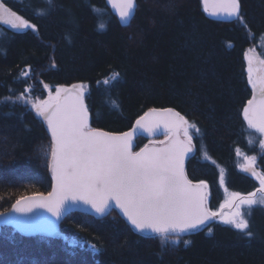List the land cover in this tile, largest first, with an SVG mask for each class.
I'll list each match as a JSON object with an SVG mask.
<instances>
[{"label": "trees", "instance_id": "trees-1", "mask_svg": "<svg viewBox=\"0 0 264 264\" xmlns=\"http://www.w3.org/2000/svg\"><path fill=\"white\" fill-rule=\"evenodd\" d=\"M2 1L36 30L0 22V213L52 188L51 138L19 98L46 86L85 84L90 126L111 132L150 108L179 112L199 129L189 130L195 150L186 172L209 184L212 211L225 199L221 175L241 195L260 187L239 168L237 150L258 154L264 174L262 136L242 111L252 94L245 53L264 35V0H239L241 17L226 19L211 16L204 0H137L128 26L106 0ZM149 140L138 137L136 150ZM247 219L251 237L217 218L165 238L137 231L115 210L103 218L75 211L58 238L0 227V264H264V205L248 209Z\"/></svg>", "mask_w": 264, "mask_h": 264}, {"label": "snow or ice", "instance_id": "snow-or-ice-1", "mask_svg": "<svg viewBox=\"0 0 264 264\" xmlns=\"http://www.w3.org/2000/svg\"><path fill=\"white\" fill-rule=\"evenodd\" d=\"M109 2L125 20L136 7V0ZM204 5L207 10L209 0H204ZM211 7L216 10L213 14L223 12L241 17L239 0H213ZM0 22L13 29L36 30V25L3 3H0ZM247 71L253 95L243 107V118L250 129L264 137V74L253 78L251 60ZM86 89L83 83L61 86L55 89L54 95L49 90L48 99L32 104L51 130V166L56 187L47 196L38 193L21 197L14 205L16 212L30 213L34 208H45L59 217L65 203L71 199L83 201L103 214L111 202H115L137 230L159 233L165 238L169 233L198 229L217 217L252 236L251 231H246L249 221L241 206L251 209L253 205H264V174L256 172L255 156L246 158L248 163L244 170L259 180L256 192L246 196L239 192L228 193L220 210L211 211L206 202L207 185L193 184L184 169L185 157L192 150L189 130L199 132L196 125L174 109L152 108L136 121L132 131L113 134L92 128L85 103ZM161 127L168 133V142L160 141L163 147L145 145L133 151V136L138 129L154 134ZM260 146L264 148V139ZM220 181L224 182L223 175ZM226 207L227 213L223 211ZM208 232H212L211 227Z\"/></svg>", "mask_w": 264, "mask_h": 264}, {"label": "water", "instance_id": "water-1", "mask_svg": "<svg viewBox=\"0 0 264 264\" xmlns=\"http://www.w3.org/2000/svg\"><path fill=\"white\" fill-rule=\"evenodd\" d=\"M106 2H107V5L112 10V12L117 16V18L119 19V21H120V23L122 25L128 26L131 23L134 15L136 13V10H137V5H138L137 4V0H136V7L133 9L130 17L128 19H126V20L120 18L118 11L111 6V3L109 2V0H106ZM212 2H213V0H209V6L207 8V11L209 12V14L211 16H213L215 18H220V19H226V18H230L231 17V16H229V15L223 13V12H219L218 14H213L214 11H216V10H214L211 7ZM150 109H152V108H150ZM150 109H148L146 112H148ZM156 109H167V108H156ZM144 114H142L141 116H143ZM89 116H90V114H89ZM140 117H138L135 120V122L133 123V125L129 129H127L126 131H123V132H111V131H107L105 129L98 128V127H92V128L100 129L102 131L113 133V134H121V133H124V132L132 131L134 128H136V121ZM41 118L45 122L46 129H47L48 134H49V136L51 138V130L48 127V123L43 117H41ZM89 123H90V119H89ZM163 133H167V130L164 129L163 127H161L160 129L156 130V132L154 134L153 133H149V132L144 131V130H141V129H138L136 131V133L134 134V136H133V151H139L145 145H149L150 147H152V146L163 147L164 144H161L160 142H152V143H147V144L143 145L141 148L136 150V139L138 137L144 136V137H147V138H151V137L163 134ZM181 138L183 139V137H181ZM51 141H52V138H51ZM167 142H168V138L164 141V143L166 144ZM52 146H53V142H52ZM191 148H192V150L186 155L185 160H184V169H185V174L186 175H187V172H186L187 161L191 157V155L194 153V150H195V143H194L193 139H192ZM51 164H52V161H51V156H50V173H51V176H52L53 183H52L51 190L49 192L43 193L45 196H47L49 193H51L54 190V188L56 187V180H55L54 175H53ZM187 177H188V175H187ZM188 179L191 180L189 177H188ZM191 181H192L193 184L201 183V182H195L193 180H191ZM203 183H205L207 185V189L205 190L207 192V201L206 202H207V205L209 207L208 199H209V196H210V186L205 181H203ZM35 194H38V193L28 194V195H25L23 197L34 196ZM16 201L12 204L10 209L0 213V227H2V226H12V227L16 228L19 231V233H21L24 236L44 235V236H48V237H51V238H58V237H60V224H61V222L66 218V216L68 214H70L72 212H75V211L87 213V214L95 216L97 218H103V217L109 215L113 210H115L116 212H118V214L120 216H122L124 218V220L129 225H131L133 228H135L130 223V221L128 220L127 216L124 215L123 210L120 209L117 205H115V202H111L109 208L103 214H100V213H97L95 211V209H93L91 207V205L85 204L83 201H73V200L70 199V200H68L65 203L64 208H63L60 216L57 217V216L53 215L51 212H48L47 209H45V208H34L33 211L30 212V213H18V212L15 211V208H14V205L16 204ZM209 209L211 210L210 207H209ZM217 218H219V217H217ZM217 218H215V219H217ZM215 219H212V220L208 221V223L205 224V225H201L200 228H202V227H204L206 225H209ZM200 228H198V229H200ZM198 229H195V230H198ZM195 230H191V231H195ZM137 231H139V230H137ZM139 232H141V231H139ZM141 233L147 234V235H158L159 234V233H154V232H151V231H145V232H141Z\"/></svg>", "mask_w": 264, "mask_h": 264}, {"label": "rangeland", "instance_id": "rangeland-1", "mask_svg": "<svg viewBox=\"0 0 264 264\" xmlns=\"http://www.w3.org/2000/svg\"><path fill=\"white\" fill-rule=\"evenodd\" d=\"M0 3H3L2 0H0ZM4 4V3H3ZM5 5V4H4ZM6 6V5H5ZM7 7V6H6ZM9 8V7H8ZM12 10V9H11ZM13 11V10H12ZM19 15V14H18ZM4 24V23H3ZM7 25V24H5ZM8 27H10L9 25H7ZM11 28V27H10ZM13 29V28H12ZM15 30H19V29H15ZM245 58H246V62H247V70H248V67H249V60H251V67L253 68V78H256L257 76L261 75V74H264V35L259 37L258 41L257 42H254L253 44H251L247 50H246V53H245ZM247 74H248V71H247ZM249 75V74H248ZM250 83V82H249ZM251 85V84H250ZM60 87V86H58ZM56 87V88H58ZM252 87V86H251ZM55 88V89H56ZM55 89H53L52 87L50 86H47L46 87V90H45V93L40 95V94H36L35 96L32 95L31 91L30 90H27V92H24L23 94H21L19 96V98L25 102H27L28 105L31 106L32 109H34L32 107V104L36 101H39V100H46L48 99V95H49V90H51L52 94L54 95L55 94ZM252 95H253V89H252V94H251V98H252ZM250 98V99H251ZM35 110V109H34ZM36 112V111H35ZM168 138V133H163V134H160V135H157V136H154V137H151L149 138V142L148 143H152V142H160V141H165L166 139ZM262 139H264V137H262ZM252 156H255L256 157V160H255V170L257 173H261V170L259 169V166L257 164V161H258V154H248L247 152H243L241 150L238 151V162H239V168L244 171V172H247L249 174H252L250 171H245L244 168L247 166V157H252ZM224 177V176H223ZM256 177V176H255ZM259 181V180H258ZM222 185V188L225 192V199L223 201L222 204H224L225 200L228 198V193H231V192H234L232 190H229L228 187L226 186L225 184V179H224V182L221 183ZM246 196V195H244ZM257 196L259 197L260 194L257 193ZM221 204V205H222ZM241 210L245 212L246 214V218H247V211H248V208L247 206H241ZM223 211L225 213H227L229 211V209L226 207L225 209H223ZM220 220H222L221 218H219ZM223 221V220H222Z\"/></svg>", "mask_w": 264, "mask_h": 264}]
</instances>
